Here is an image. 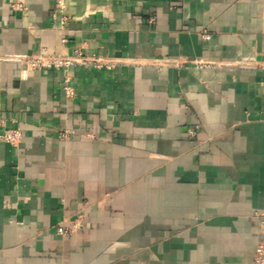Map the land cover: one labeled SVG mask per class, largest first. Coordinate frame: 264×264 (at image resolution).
Returning a JSON list of instances; mask_svg holds the SVG:
<instances>
[{
	"label": "crops",
	"instance_id": "1",
	"mask_svg": "<svg viewBox=\"0 0 264 264\" xmlns=\"http://www.w3.org/2000/svg\"><path fill=\"white\" fill-rule=\"evenodd\" d=\"M263 68L264 0H0V264H253Z\"/></svg>",
	"mask_w": 264,
	"mask_h": 264
},
{
	"label": "built area",
	"instance_id": "2",
	"mask_svg": "<svg viewBox=\"0 0 264 264\" xmlns=\"http://www.w3.org/2000/svg\"><path fill=\"white\" fill-rule=\"evenodd\" d=\"M24 64L26 71H34L41 69H55L69 71L73 67H93L96 69H110L113 67V63L106 61L99 56L88 55L82 52L80 49H75L72 55H51L45 51H40L36 55L26 56L21 60ZM179 64H181L179 62ZM264 69V68H263ZM71 77L65 76L63 89L68 97H72L74 89L71 83ZM69 131H64L63 136L67 137ZM192 134V131H190ZM23 137V133L19 128H8L5 126V121L0 117V140L11 145L18 144ZM264 224V222H263ZM77 223H70L65 225H59L56 228V232L59 235H70L77 228ZM253 264H264V229L261 234L260 241L257 245Z\"/></svg>",
	"mask_w": 264,
	"mask_h": 264
}]
</instances>
